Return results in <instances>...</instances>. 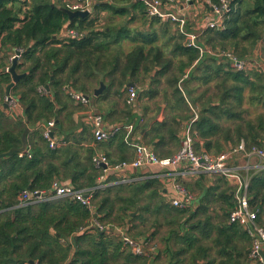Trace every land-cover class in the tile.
<instances>
[{
	"label": "trees",
	"instance_id": "1",
	"mask_svg": "<svg viewBox=\"0 0 264 264\" xmlns=\"http://www.w3.org/2000/svg\"><path fill=\"white\" fill-rule=\"evenodd\" d=\"M208 7L205 3L206 10ZM229 7L224 27L205 30L200 37L201 45L214 54L200 55L196 49L185 46L184 37L176 30V37L170 38L171 45L164 43L163 38L171 36L170 23L148 17L144 5L135 0H98L88 17L72 20L62 11L64 4L56 0H0V54L6 57L21 50L15 70L25 74L17 84L22 89L12 91L23 114L9 122L2 103L4 88L11 79L0 71V154L22 146V134L28 125L34 131V141L41 144H27L30 157L15 153L0 159V264H150L154 258L136 255L123 243L122 233L134 241L144 237L151 242L152 236L147 229L132 224L136 220L130 218L135 201L112 195L110 188L92 191L89 207L69 198L37 203L20 200L23 192L48 194L54 181L85 192L97 185L101 169L94 165L91 153L81 161L78 150L68 145L50 149L42 135L44 125L55 119L58 124L54 137L64 130L59 93L67 95L74 91L90 98L106 78L110 87L127 88L141 72L147 75L155 70V77L164 78L170 89L164 90L167 104L172 102L175 108L189 111L190 105L203 102L191 124L196 152L202 148L217 155L241 141L248 148L264 144V0H229ZM101 13L109 15L104 24ZM115 16H128V20L125 25L113 27ZM135 21H141L153 33H131L128 24ZM156 23L161 24L160 34L154 31ZM66 30H73L78 36L61 38ZM123 41L133 45L125 50ZM217 51L254 62L255 67L234 71L225 58L215 55ZM194 84L204 87L196 97L195 90H191ZM155 90L151 88L149 96L156 95ZM250 108L262 111L255 114ZM175 133L172 126L157 124L149 145L156 142V146H162L165 136L174 139ZM118 135L122 134L110 139ZM196 182L209 184L199 211L204 214L211 199L217 197L222 213L215 217V226L211 223L213 218L206 214L195 223L186 219L179 224L191 207L176 209L168 203L158 206L165 225L172 228L170 237L184 232L177 241L178 253L193 249L191 264H197L195 261L207 258L209 250L217 248L214 254L218 262L211 259L204 264H252L250 236L245 229L229 222L235 206L234 185L219 175H201ZM153 183L160 184L156 179L147 189ZM215 185H220L218 194L219 187ZM155 193H151L150 202ZM248 200L257 212L259 225L264 227V169L250 174ZM197 216L198 213L191 214L190 220ZM93 222L104 229L98 231ZM153 224L159 226L156 219ZM214 229L216 237L210 239ZM198 231L211 245L195 248L200 242L192 233Z\"/></svg>",
	"mask_w": 264,
	"mask_h": 264
},
{
	"label": "crops",
	"instance_id": "2",
	"mask_svg": "<svg viewBox=\"0 0 264 264\" xmlns=\"http://www.w3.org/2000/svg\"><path fill=\"white\" fill-rule=\"evenodd\" d=\"M56 1L62 2L61 0ZM195 1L196 5L193 7L195 12H188L189 22L193 27L196 25V23L200 22L201 17L206 10L205 0ZM13 55H6V57H3V54H0V71L5 73L4 69L11 66L12 63L10 64V62L13 60L11 58ZM155 72L156 71L153 70L151 74L147 75H144L141 72V74L138 76L139 78L136 81H130L127 84V88L126 86L122 87L119 85L110 87L109 78H106L105 82L103 83L105 88L102 94L95 98H93L92 95V97L89 98L88 105L75 103L68 97V95L59 93L61 105L60 120L64 130L59 136L55 138L63 140L66 143L65 146L68 145L72 149L74 148L78 150L79 159L81 161H83V159L86 158L90 153L92 159L97 155H103L106 157L108 166L112 167L107 172L102 171V169L101 171L99 170L100 173L96 180L97 185L95 187L100 184L101 189L98 190L110 188L112 195L118 194V196L122 197L123 199H132V201H135L134 203L136 204V208L130 214V218L135 217L136 220L132 222V224L137 225L143 230L147 229L149 235L152 236L151 242H153L155 246V254L153 256L154 258L150 264H191L193 261L191 259L193 249H191L189 252L184 251L181 254L178 253L180 251V247L177 244V241L180 240L179 237H182L184 232L180 231L179 235L170 237L169 233L172 228H170L168 225H165L166 221H164V214L162 213L163 211L158 210V206L160 207V205L167 203L170 205V200L172 196H174L172 181L167 171L155 166H142L139 168L126 167L124 169L118 170L112 169L113 165L115 164H118L122 161L130 162L134 159L135 155L132 147L134 143H140L158 154H168L167 156L160 158L172 157L181 147L183 131L188 127L193 115H198L199 105L203 102L198 103V105H192L195 107L194 110L190 105L189 107L191 110L189 111H185L184 107L175 108L172 102L167 104V102H165L164 90L169 92L170 89L167 87L166 83H164V78L159 76L155 77ZM17 73L19 72L17 71ZM157 80L161 81V83L155 84L154 82ZM11 82L12 79L10 83ZM17 84L11 89L9 95L10 99L14 101L15 105L11 104L6 99V87L9 84L4 88L5 98L3 100L2 106L5 109V115L8 117L7 119H9V122H13L14 118L21 117L23 114V108L12 96V91L14 92L15 90L14 88H17V92L22 89V86L19 87ZM98 88L99 87H97V89ZM129 88H133L136 91V97L133 104L131 105L127 104ZM151 88L156 89L154 91L157 92L156 95L149 96L148 93ZM203 88L204 87L199 84H194L191 87V90H195L193 96L196 97L199 95ZM56 110H58V108ZM92 114H99L103 118L104 127L107 129H112L115 126H121L122 128L119 133L122 135L124 134V138L122 139V135H118L117 138L108 139L104 142H95L93 139L92 127L88 121V117ZM184 116H187V118H182ZM157 124H168V126H172L173 130H176V133L173 135L174 139L166 135L165 142L162 146H156V142H152L149 145V141L153 137V129L155 126H157ZM128 127H131L130 131ZM27 128L29 129L26 137L28 147L31 142L41 146V144L35 142L33 139V129L29 125ZM201 145L202 141L199 140V146L201 147ZM224 146L225 149L228 148L226 145ZM201 150L204 149L201 148ZM260 165V161L251 159L250 174L260 171ZM156 179L159 180L160 184L156 185L153 183L147 189V185H150V183ZM197 179L198 177L181 180V183L188 184L190 186V191L194 194H192L194 196V201L190 212H188V214H186L183 219H180L178 223H183L186 221V219H188L189 223H195L199 218L202 217V215L206 214L213 218L211 223L215 226L217 222L215 217L220 216L222 213L218 206L219 200L217 197H215V199H211L213 201L207 205V210L204 211V214L202 211H199V209H201L202 199L209 184H198L196 182ZM214 187H219L216 192L218 194L221 189L220 185H215ZM151 191H156L155 198H152V202H150L152 196ZM122 205L123 204H121V206ZM133 213L136 214L134 217H131ZM194 213H198V216L193 220H190V215H194ZM155 219L159 223V226L158 224H153ZM130 221L131 219L128 221V224ZM216 232V229L211 232L210 239L216 237ZM192 235L200 242V244H197L195 248L199 245H211L209 242L210 240L208 241L207 238L202 237L200 231L194 232ZM141 241H145L144 237ZM216 250L217 248H212V250H209V256L207 258L195 262H197V264H204L211 259H214L218 262L219 259H217L214 254Z\"/></svg>",
	"mask_w": 264,
	"mask_h": 264
},
{
	"label": "built area",
	"instance_id": "3",
	"mask_svg": "<svg viewBox=\"0 0 264 264\" xmlns=\"http://www.w3.org/2000/svg\"><path fill=\"white\" fill-rule=\"evenodd\" d=\"M64 8L70 11L87 12L89 15L93 11L98 0H61ZM144 5L147 16L157 19L160 23H170L175 30L184 37L185 46L196 49L200 55L210 53L200 43L201 34L205 30H218L224 27L225 17L230 7L229 0H219L213 3L211 0H205L209 5V10H205L199 23L193 27L189 22L188 12L193 11L196 1L192 0H135ZM78 34L73 30H66L60 35L61 38L77 37ZM21 50H18L11 57L12 59L21 56ZM219 55L229 63L234 71H244L255 67V63L238 59L230 52L217 51ZM10 58V59H11ZM11 59V60H12ZM41 90V89H40ZM42 91V90H41ZM46 91V90H44ZM129 97L127 104L131 105L136 97V91L129 88ZM68 97L75 103L88 105L89 98L83 94L68 91ZM7 101L14 104L10 97ZM197 119L193 115L188 127L183 131L181 147L172 157L160 158L146 146L140 143L133 144L134 159L130 162H120L113 165L114 170L124 169L126 167H151L155 166L167 171L172 181L174 196L170 200V205L176 209H186L193 205L194 196L183 186L181 180L197 178L201 175H219L231 182L235 189L233 191L235 206L229 214V222L234 223L245 229L251 238V250L249 259L252 264H264V227L260 226L257 218V212L252 210L248 200V186L250 181V160L256 159L261 162L260 168L264 169V144L262 146L253 145L246 147L245 142L241 141L238 145L227 149L226 151L213 155L204 150L196 152L194 147V138L191 131V124ZM92 127L93 139L100 143L110 139L121 130V126H115L112 129L104 127L103 118L99 114H92L88 117ZM55 127L54 121L47 122L43 127L42 135L47 140L50 149L65 146V142L55 138L52 129ZM129 131L131 127H128ZM27 155L30 157L29 150L19 153V156ZM94 165L102 171L107 172L112 166H108L105 156L97 155L92 159ZM104 166V169H103ZM101 189L100 184L91 191L75 190L69 185H63L59 181H54L48 194L33 191L20 194V200L24 203H37L49 201L57 198H69L80 204L89 207L92 199V191ZM94 223V222H93ZM98 231H102L103 226L94 223ZM123 243L128 246L136 255L153 257L155 246L152 242L134 241L132 238L122 233Z\"/></svg>",
	"mask_w": 264,
	"mask_h": 264
},
{
	"label": "water",
	"instance_id": "4",
	"mask_svg": "<svg viewBox=\"0 0 264 264\" xmlns=\"http://www.w3.org/2000/svg\"><path fill=\"white\" fill-rule=\"evenodd\" d=\"M62 11L68 16L69 20H72L74 18H79V19H83L89 16V14L87 12H80V11H70L67 10L65 8H62ZM17 57L13 58L12 60V64L10 67L4 69L5 73H8L11 76L12 82L6 87V97L9 98L10 95V91L11 89L14 87V85H16L23 77H25V74H19L16 72L15 68H16V64H17ZM105 86L103 85V83H100V86L98 89H96L93 93V98L98 97L102 94L103 90H104ZM46 92L49 91L48 87H45ZM89 98V97H88ZM191 108L194 110L195 107L191 105ZM58 124L57 119H55V126ZM56 127H54L52 129V133L53 134L55 132ZM29 129H25V131L22 134V138H21V142H22V146L20 148H13L11 149L9 152L4 153V154H0V159L1 158H5L8 156H11L15 153H22L25 152L26 150H28L27 147V140H26V136L28 133ZM136 213H133L131 215V217H134Z\"/></svg>",
	"mask_w": 264,
	"mask_h": 264
},
{
	"label": "rangeland",
	"instance_id": "5",
	"mask_svg": "<svg viewBox=\"0 0 264 264\" xmlns=\"http://www.w3.org/2000/svg\"><path fill=\"white\" fill-rule=\"evenodd\" d=\"M109 17V15L107 13H101L100 14V20L102 21V24H104L105 19ZM114 21H112V26L113 27H120L122 25L126 24V21L128 20V16L125 17H113ZM161 24L160 23H156L154 24V31L158 32V34H160V29H161ZM128 27L130 28V30L132 31L131 33H134L136 31H141V32H148V33H153L152 29H149L148 26H144V24L141 23V21H135L134 23H130L128 24ZM168 33L169 35L171 34V36H165L163 38V42L167 43L170 41V38L175 36L173 33L175 32V28L172 24L168 25ZM176 37V36H175ZM125 50H127L129 47H131L133 44H130L129 41H123ZM169 44L171 45V42H169ZM170 49V47H169ZM250 111L255 112V114L259 113L262 111L261 108H250ZM180 149V148H179ZM155 153V152H154ZM177 153V152H176ZM156 156H158L157 153H155ZM183 184V183H182ZM183 186L191 193L193 194L190 189H188L189 185L188 184H183ZM194 195V194H193ZM262 217H264V214L262 215ZM153 243V242H152ZM154 244V243H153Z\"/></svg>",
	"mask_w": 264,
	"mask_h": 264
}]
</instances>
